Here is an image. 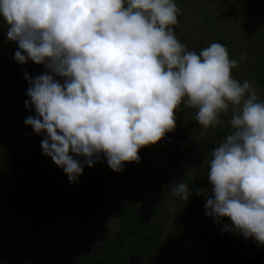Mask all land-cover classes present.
<instances>
[{
	"label": "clouds",
	"instance_id": "9594fccd",
	"mask_svg": "<svg viewBox=\"0 0 264 264\" xmlns=\"http://www.w3.org/2000/svg\"><path fill=\"white\" fill-rule=\"evenodd\" d=\"M175 0H0L6 38L18 44L15 61L47 70L25 74L24 120L44 133L42 154L62 168L69 184L103 156L115 173L139 163V151L176 127L183 103L196 109L206 132L231 111L230 133L209 153L205 215L230 221L224 231L264 247V102L254 82H240L217 42L198 53L174 33ZM82 158V160H81ZM171 194L187 201L188 186Z\"/></svg>",
	"mask_w": 264,
	"mask_h": 264
},
{
	"label": "rangeland",
	"instance_id": "374dc122",
	"mask_svg": "<svg viewBox=\"0 0 264 264\" xmlns=\"http://www.w3.org/2000/svg\"><path fill=\"white\" fill-rule=\"evenodd\" d=\"M176 4L180 14L173 30L190 51L198 53L212 43L210 32L208 33L206 27L199 25L198 22V16L204 13L208 14V19L214 23V32L224 37V46L231 59L238 60V52L248 48L249 42L258 34L248 30L246 25L248 20L239 16L238 0H176ZM6 27L0 20V71H13L16 67L14 54L18 44L7 40ZM33 67L32 79L47 71L42 65L33 64ZM232 70L235 79L240 82L246 80L247 72L240 63ZM28 87L29 84L20 89L0 90V155L6 157V161L0 159V264H64V259L72 261L81 254L97 257L100 252L99 238L103 236L109 239L117 228V219L112 216L109 205L118 191L127 187L129 182L134 186L138 184L136 187L138 191L144 186L143 192L147 195L148 185L152 193L158 195L156 196L158 204L151 205L158 210L155 217L161 223L162 236L179 234L177 236L179 242L173 246V260L157 254L144 256L141 264H189L190 261L197 260L199 256L196 255V243L188 239V234L177 227L180 226L177 214L182 199L171 194L174 183H179L172 176L175 167L171 166L168 159L171 146L169 138L172 132L167 133L157 144L142 148L139 151L140 162L124 164L123 171L119 173L113 172L108 167L107 160L101 156L100 161L91 168L84 167L77 182L69 184L63 169L56 167L51 158L46 157L41 160V166L53 170L48 180L42 183L14 180L21 175L24 165H31V156L27 154V150L36 142H41L45 136L44 133L36 135L30 126L24 124L26 117L35 115L34 108H25ZM261 102H264L263 98ZM181 106L185 107L183 103ZM194 110L196 116L197 110ZM225 118L228 123L231 111L228 114H221L220 119ZM191 121L194 123L191 133L201 135L204 129L196 119L191 118ZM219 143H221L219 140H214L212 148L203 152V163L208 164L206 157ZM192 159L188 157L189 161ZM203 163L200 166L193 164L190 166L199 177H205L201 178L200 185L202 189L209 190L207 195L210 196V185L207 172L203 170ZM133 164L136 165L134 170L131 169ZM190 166L181 162L182 170L191 174L193 171ZM87 169L96 171L97 180V194L88 201L90 202L88 208L85 206L79 212L75 210L71 215H41L44 199L52 195L53 189L60 185L57 197L78 189L83 183ZM94 207L99 209L98 216H89V209ZM225 225L230 226V221L224 219L216 227V238L221 243L233 241L234 233L224 231ZM33 231L38 232L34 237L31 236ZM239 235L237 233L236 236ZM9 257L10 261L6 263Z\"/></svg>",
	"mask_w": 264,
	"mask_h": 264
},
{
	"label": "trees",
	"instance_id": "16d2710c",
	"mask_svg": "<svg viewBox=\"0 0 264 264\" xmlns=\"http://www.w3.org/2000/svg\"><path fill=\"white\" fill-rule=\"evenodd\" d=\"M238 2V14L241 18L244 17L248 20L247 29H250L251 32H258L247 45L248 48L238 52V60L242 54L246 56V60L240 61V65L247 72L246 80L254 82L259 88V100L261 101L262 98L264 99V2L259 0H238ZM208 16L206 13L198 16L199 25L205 26L208 33L210 32L209 37L212 43L217 42L225 45L224 37L214 32V23L210 22ZM241 39L244 40L242 37ZM33 72L34 67L31 61L23 65L16 62L13 71L1 70L0 90L24 88L28 84L25 74L31 78ZM27 99L29 98L27 97ZM194 111L192 108L181 105L176 110V127L169 138L171 146L168 152L171 166L175 167L172 176L178 182L186 183L190 194L187 201L182 200L177 214L180 225L177 227L182 232L185 231L188 234L187 238L192 239L197 246L196 255L199 257L195 261H190L189 264H250L264 253V247L258 246L251 239L245 240L242 235L236 236L237 233H234L232 238L234 242L229 240L221 243L216 238L218 223H214L212 218L205 215L206 196L198 194V190L202 189L200 180L205 177H199L195 169L190 166L191 164L200 166L203 163V152L212 148L214 140L222 142L230 133V125L225 118L222 125L210 127L201 135L191 133L193 129L191 118L195 119ZM40 145L41 142L38 141L27 150V154L31 156V165H24L21 175L16 177L15 181L20 179L22 182L42 183L51 177L50 174L53 170L41 166V160L47 156L42 154ZM183 155H187V157L185 158ZM188 157L193 159L189 161ZM0 159L6 161L4 155H0ZM181 162L190 166L193 172L191 174L184 172ZM4 165L6 166L7 163ZM203 166V170L208 173V164L203 163ZM135 168L136 165L133 164L131 169ZM96 184V171L92 169L86 170L83 183L78 189L57 197V193L61 189L58 184L53 189L52 195L44 199L41 215H71L75 210L79 212L85 206L88 208L90 204L88 201L97 194ZM137 185L134 186L129 182L127 187L118 191L109 205L112 216L117 219V228L112 233L111 243L107 242L104 237L100 239L101 242L106 243L102 253L103 260H106V256L110 255L112 260L117 261V264H140V260L144 256L157 254L173 260V246L179 242L177 240L179 234L172 233L162 236L161 223L155 217L158 210L154 205H151L158 204L156 197L158 195L152 193L153 191L148 185L146 187L149 195L143 192L144 186L140 187L138 191ZM98 214L97 207L89 209V216L95 217ZM88 258L92 261L96 257L89 256ZM255 264H264V257Z\"/></svg>",
	"mask_w": 264,
	"mask_h": 264
},
{
	"label": "flooded vegetation",
	"instance_id": "af4514ba",
	"mask_svg": "<svg viewBox=\"0 0 264 264\" xmlns=\"http://www.w3.org/2000/svg\"><path fill=\"white\" fill-rule=\"evenodd\" d=\"M35 233H38L37 231H33V234L31 235L32 237H34ZM103 237V236H102ZM99 238V245H100V252L98 253V256L96 258H93L92 261L88 258L90 255H86V254H81L79 257H75L72 261L64 259V264H116L117 261L112 260L110 255L106 256V260H103V251L105 249L106 243L105 242H101V238ZM105 238V237H104ZM112 237H110L109 239H107V242L111 243L112 242ZM9 254V253H8ZM148 256V255H146ZM153 256V255H151ZM10 258L6 261V263H8L10 261ZM7 259V258H6ZM136 259V258H134ZM143 258H141L140 260V264Z\"/></svg>",
	"mask_w": 264,
	"mask_h": 264
},
{
	"label": "water",
	"instance_id": "95a60500",
	"mask_svg": "<svg viewBox=\"0 0 264 264\" xmlns=\"http://www.w3.org/2000/svg\"><path fill=\"white\" fill-rule=\"evenodd\" d=\"M262 257H264V253L257 258H255L250 264H255L258 260H260Z\"/></svg>",
	"mask_w": 264,
	"mask_h": 264
}]
</instances>
